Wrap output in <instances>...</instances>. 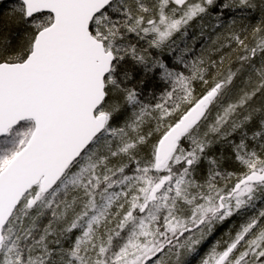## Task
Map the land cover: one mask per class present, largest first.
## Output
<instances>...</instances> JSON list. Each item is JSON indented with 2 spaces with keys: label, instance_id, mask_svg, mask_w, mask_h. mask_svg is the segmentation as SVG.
<instances>
[{
  "label": "snow or ice",
  "instance_id": "obj_1",
  "mask_svg": "<svg viewBox=\"0 0 264 264\" xmlns=\"http://www.w3.org/2000/svg\"><path fill=\"white\" fill-rule=\"evenodd\" d=\"M197 257L264 264V0H0V264Z\"/></svg>",
  "mask_w": 264,
  "mask_h": 264
},
{
  "label": "rangeland",
  "instance_id": "obj_2",
  "mask_svg": "<svg viewBox=\"0 0 264 264\" xmlns=\"http://www.w3.org/2000/svg\"><path fill=\"white\" fill-rule=\"evenodd\" d=\"M189 32H190V36L193 35V34H198L199 33V28L195 26V23L192 25V27L190 28ZM178 35L179 34H177V38H178ZM198 45H199V41H198ZM153 52H155V50H153ZM165 58L167 60L171 61V56L165 54ZM160 88H163V84H160ZM160 88L156 89L157 95H159ZM192 264H198V257L197 258H193Z\"/></svg>",
  "mask_w": 264,
  "mask_h": 264
},
{
  "label": "trees",
  "instance_id": "obj_3",
  "mask_svg": "<svg viewBox=\"0 0 264 264\" xmlns=\"http://www.w3.org/2000/svg\"><path fill=\"white\" fill-rule=\"evenodd\" d=\"M229 171L231 170H234L237 168V165H235L233 162H231L230 160L229 161H226L225 165H224ZM227 228V225H225L224 229L223 230H226ZM219 234V233H218Z\"/></svg>",
  "mask_w": 264,
  "mask_h": 264
}]
</instances>
